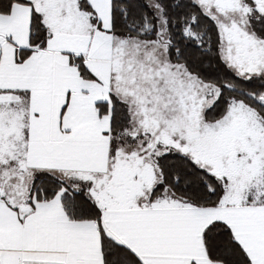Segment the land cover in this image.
I'll use <instances>...</instances> for the list:
<instances>
[{"label":"snow or ice","instance_id":"obj_1","mask_svg":"<svg viewBox=\"0 0 264 264\" xmlns=\"http://www.w3.org/2000/svg\"><path fill=\"white\" fill-rule=\"evenodd\" d=\"M0 264H264V0H0Z\"/></svg>","mask_w":264,"mask_h":264}]
</instances>
